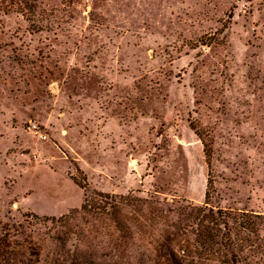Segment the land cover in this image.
<instances>
[{
  "label": "rangeland",
  "instance_id": "rangeland-1",
  "mask_svg": "<svg viewBox=\"0 0 264 264\" xmlns=\"http://www.w3.org/2000/svg\"><path fill=\"white\" fill-rule=\"evenodd\" d=\"M93 191L148 204L122 257L91 221L92 264H165L185 205L264 215V0H0V264H73Z\"/></svg>",
  "mask_w": 264,
  "mask_h": 264
},
{
  "label": "trees",
  "instance_id": "trees-1",
  "mask_svg": "<svg viewBox=\"0 0 264 264\" xmlns=\"http://www.w3.org/2000/svg\"><path fill=\"white\" fill-rule=\"evenodd\" d=\"M135 203H143L147 200L137 199L130 195H115L102 191H93L87 195L84 202L77 209L71 210L68 214L58 218V222L63 227H79L81 243L88 248L79 249L74 245L72 254L73 264L82 262H93L94 252L90 250L92 241L89 239V225L93 219L110 225L117 234L108 238L102 243L111 244L118 248L120 257L124 256L127 250L126 242L132 243L134 231L125 225L122 216L123 207ZM183 221L189 222L187 228L178 225L175 230L167 233H160L154 239V250L165 260V264H186L188 256L194 252H202L217 260V264H264V215L251 211H239L231 209L217 208L203 205H185L174 210ZM163 214L161 208H155L147 214L142 213L143 221L150 226L160 215ZM80 219L85 225H76ZM188 233L193 234V239L187 237ZM62 239L60 242L63 244ZM101 242V241H100ZM128 243V244H129ZM184 246L186 253L179 254L174 246ZM127 256V255H126ZM88 258V259H87ZM117 261H113L116 263ZM187 264H192V260Z\"/></svg>",
  "mask_w": 264,
  "mask_h": 264
}]
</instances>
